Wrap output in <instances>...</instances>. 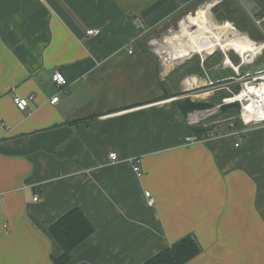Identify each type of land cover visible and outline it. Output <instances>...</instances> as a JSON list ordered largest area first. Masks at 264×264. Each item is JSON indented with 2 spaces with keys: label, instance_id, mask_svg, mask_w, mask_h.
Returning a JSON list of instances; mask_svg holds the SVG:
<instances>
[{
  "label": "crops",
  "instance_id": "0c3cea01",
  "mask_svg": "<svg viewBox=\"0 0 264 264\" xmlns=\"http://www.w3.org/2000/svg\"><path fill=\"white\" fill-rule=\"evenodd\" d=\"M200 1L0 0V264H54L49 229L73 210L93 233L69 264H144L185 238L202 248L186 264H264V127L187 143L166 93L203 80H169L146 40Z\"/></svg>",
  "mask_w": 264,
  "mask_h": 264
},
{
  "label": "rangeland",
  "instance_id": "374dc122",
  "mask_svg": "<svg viewBox=\"0 0 264 264\" xmlns=\"http://www.w3.org/2000/svg\"><path fill=\"white\" fill-rule=\"evenodd\" d=\"M221 1H223V2L221 4H218V2H221ZM209 6H211V7H209ZM228 6L231 7L230 13H229V10L227 8ZM200 10H207L208 11L209 19L211 22L216 23V24H221V25H224L227 23H232L233 26L240 33L246 34L249 37V34H250L249 31L248 32H242L240 30V28L238 27V25L236 24L238 22V20H241L242 22L247 21L249 23L248 19L252 20L251 17L254 16V12L250 11L251 9L248 10L246 2H243L242 0H216V1L215 0H203V1L197 2L196 4H193V6L188 8L187 11H183L182 13L178 14L177 17L172 18V20H170L169 22L164 24V26H162L160 29L151 32L149 38L146 39L147 42H154L155 43L153 45V49L160 54L163 62L166 63L165 60H167V58H168L167 52H169V50L171 49V46L167 42V38L171 37L172 33H178L181 30V26H180L181 22L190 16L196 17ZM218 15L223 17L224 20H222L221 17H219ZM259 27L260 28L255 29L254 33H256L258 38L263 40L264 39V23H262ZM250 39L252 40V38H250ZM253 41L256 43H263L257 39H255ZM231 55H235L237 57V58H235L236 60H233L232 62L235 66L238 67V65H240L241 61H242L241 56L238 53H236L235 51H229L228 57H231ZM263 55H264V48L261 50V52L258 53L259 57L263 56ZM193 56H199V58H200L199 62L201 61L202 69H203L202 72H204V73H209L211 71L212 73L215 74V72L217 73V69H219V66L224 64V67L221 71L222 75H213L211 85H208L210 82H207V83L204 82V78L202 76L200 77V79H202L203 82L198 88H195L194 90H192L193 93H191V95H192L193 100L221 103V102L226 101L231 96V93L236 92L240 89V84L242 83V81L241 82L240 81H238V82L234 81L233 84H230V88H227L229 86H225L228 84V83H226V82H228V79H230L232 77H236L237 75H236V72L234 71L233 67L225 64V55L223 52L217 51L212 55L194 54ZM212 56H213V59H212L213 61H211L210 65L207 68L203 67L204 62L207 61L208 59H210ZM187 59L184 58L181 61L174 62L171 66L168 65L167 69L173 70V69L177 68L178 66H180L183 62H186ZM252 65L253 64H247V65L243 66L239 71L240 76H243L247 72H256V71H252ZM255 67H256V65H255ZM184 76H186V75L181 74V75L177 76V79L180 78V80H181V79H183ZM238 79L241 80V77H239ZM176 92H177V90L175 88V85H171V87L168 89V91L166 93V96H168L169 94L171 96L173 94V96H171L170 98L176 99L179 96L182 97L184 95V93H182V92L181 93H176ZM227 115H229V117L227 116L223 119H228V118H232V117L237 116V115L236 116H230V113H227ZM220 120H222V119H219L218 121H220ZM220 126H221V128H227L228 123H222Z\"/></svg>",
  "mask_w": 264,
  "mask_h": 264
},
{
  "label": "trees",
  "instance_id": "16d2710c",
  "mask_svg": "<svg viewBox=\"0 0 264 264\" xmlns=\"http://www.w3.org/2000/svg\"><path fill=\"white\" fill-rule=\"evenodd\" d=\"M227 8L230 13L231 7L228 6ZM218 16L221 17L220 15ZM257 17L253 16L251 17L252 20L248 19L250 24L247 21L242 22L241 20H238L236 24L238 25V27L242 32L249 31L250 33L249 37L252 38V40L257 39L261 42H264V39L262 40L258 38L256 33H254L255 29L260 28L254 20V18ZM221 19L224 20L223 17H221ZM230 58L233 61L236 60L235 58L237 57L235 55H231ZM199 59H200L199 56H194L193 58L188 60L185 64L176 68L173 71V73L168 77L169 80L173 81L174 78H176L181 74L183 75L198 74L202 76L204 72H202L203 71L202 64L201 61L199 62ZM212 59L213 56L204 62L203 67L207 68L210 65L211 61H213ZM263 63H264V55L258 57L255 63L252 65V71L261 70V68L263 69L264 68ZM183 70L185 72L181 73ZM221 71L222 70H217L216 75H222ZM227 113H230V116H236L239 114V111L236 109H232L229 112H219L216 116H214V118L211 119V121L223 119L227 116L229 117ZM215 127H217V125H208V126L201 125L197 127H190V129H192L196 138H204L209 132L213 131ZM235 127L237 129L244 128L243 124L239 120L235 122ZM92 233H93L92 226L83 216V214L78 210L71 211L63 218H61L58 222H56L54 225H52L49 229L50 238L55 243H57L63 251V255L61 257L57 259L52 257V261L54 262V264H69L71 260L70 257L71 252L74 249H76L81 243H83ZM201 251L202 248L195 239L185 238L179 241L178 243L166 248L161 253L155 255L154 257L146 261L144 264H186L190 260L197 257L201 253Z\"/></svg>",
  "mask_w": 264,
  "mask_h": 264
},
{
  "label": "built area",
  "instance_id": "2783aa9c",
  "mask_svg": "<svg viewBox=\"0 0 264 264\" xmlns=\"http://www.w3.org/2000/svg\"><path fill=\"white\" fill-rule=\"evenodd\" d=\"M256 24L260 26L262 23H264V13L260 16V18H254ZM100 33V30H88L87 35H97ZM258 54L255 58L249 62L248 60L244 62V60L241 58V64L238 65L239 70H235L236 77H232L228 79V84L225 86H229L227 88H230V84H233L234 81H242L240 84V89L236 92L231 93V96L224 102H239L241 105V109L239 110V114L236 117L228 118V119H222L220 121L215 120L211 121L214 116H216L220 110L219 106L212 110V111H202L197 113L189 114V116L185 119L186 123L189 127H197V126H206L207 123L210 122V125H217L220 127L222 123H228V127L224 130H213L209 132L204 138H196L194 136H190L186 139L187 143H198V142H207L209 140L220 138V137H227V136H242L243 132H246L247 130L251 128H259L264 127V68L261 70H258L256 72H247L243 76H240V69L247 65V64H254L255 61L258 59ZM241 77V80L238 79ZM53 80L57 83L59 86H64L67 84L66 79L64 76L60 73H56L53 76ZM212 84V83H211ZM247 92L243 95L244 92ZM33 100V96H30L29 98H21L19 96L14 97V102L16 106L22 110L25 111L27 107L29 106L30 102ZM58 101V97H54L51 100L52 104H55ZM239 120L243 124V129H237L235 127V122ZM238 146V144L236 145ZM110 158L112 161H116L117 155L115 153L110 154ZM136 172L138 175H140V168L137 166L135 167ZM146 197L148 199V203L152 205L154 203V199L151 196L150 192H146ZM34 200H37V197L34 198Z\"/></svg>",
  "mask_w": 264,
  "mask_h": 264
},
{
  "label": "bare ground",
  "instance_id": "6f19581e",
  "mask_svg": "<svg viewBox=\"0 0 264 264\" xmlns=\"http://www.w3.org/2000/svg\"><path fill=\"white\" fill-rule=\"evenodd\" d=\"M180 26L178 33H172L167 38L171 49L165 61L169 66L194 54L212 55L221 51L225 55V64L239 70L228 57L229 51L238 53L244 62H251L264 48V42H254L246 34L240 33L232 23L221 25L211 22L207 10H200L196 17H188Z\"/></svg>",
  "mask_w": 264,
  "mask_h": 264
},
{
  "label": "water",
  "instance_id": "95a60500",
  "mask_svg": "<svg viewBox=\"0 0 264 264\" xmlns=\"http://www.w3.org/2000/svg\"><path fill=\"white\" fill-rule=\"evenodd\" d=\"M193 55L186 57L185 59L190 60ZM186 61V62H187ZM186 62H183L181 65L185 64ZM180 65V66H181ZM179 67V66H178ZM224 64L219 66V68H223ZM219 106L220 112H229L232 109L240 110L241 105L239 102H221V103H214L209 101H196L191 98V96H185L178 98L177 101V107L181 113V115L186 119L189 114L202 112V111H212L216 109Z\"/></svg>",
  "mask_w": 264,
  "mask_h": 264
}]
</instances>
